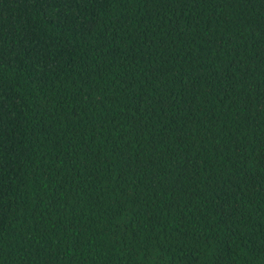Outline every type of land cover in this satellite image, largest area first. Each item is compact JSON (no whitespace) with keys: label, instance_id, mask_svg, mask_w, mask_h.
Wrapping results in <instances>:
<instances>
[{"label":"trees","instance_id":"obj_1","mask_svg":"<svg viewBox=\"0 0 264 264\" xmlns=\"http://www.w3.org/2000/svg\"><path fill=\"white\" fill-rule=\"evenodd\" d=\"M264 0H0V264H264Z\"/></svg>","mask_w":264,"mask_h":264},{"label":"snow or ice","instance_id":"obj_2","mask_svg":"<svg viewBox=\"0 0 264 264\" xmlns=\"http://www.w3.org/2000/svg\"><path fill=\"white\" fill-rule=\"evenodd\" d=\"M44 2L51 5V4H57V3L65 2V0H44ZM262 143H264V141H262Z\"/></svg>","mask_w":264,"mask_h":264}]
</instances>
